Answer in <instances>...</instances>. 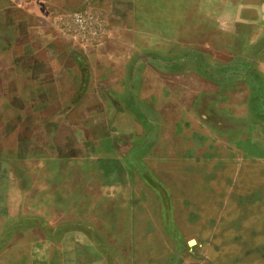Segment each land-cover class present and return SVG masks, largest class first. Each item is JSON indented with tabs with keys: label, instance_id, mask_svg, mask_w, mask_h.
Wrapping results in <instances>:
<instances>
[{
	"label": "rangeland",
	"instance_id": "374dc122",
	"mask_svg": "<svg viewBox=\"0 0 264 264\" xmlns=\"http://www.w3.org/2000/svg\"><path fill=\"white\" fill-rule=\"evenodd\" d=\"M5 2L0 264H264V0Z\"/></svg>",
	"mask_w": 264,
	"mask_h": 264
},
{
	"label": "crops",
	"instance_id": "0c3cea01",
	"mask_svg": "<svg viewBox=\"0 0 264 264\" xmlns=\"http://www.w3.org/2000/svg\"><path fill=\"white\" fill-rule=\"evenodd\" d=\"M44 1L45 0H39V3H38L39 6H46V7L49 6V5H51V7L53 6L54 2H50V4H48V3H45ZM102 2H103V0H100V1L99 0H61L60 7L61 8H67V10H70V9L72 10V9L78 8V7L95 8L99 3H102ZM9 4L10 3L5 2V0H0V52H4V51H6L9 48V44H10L9 43V39L14 37L12 35V33L10 32L9 24H10V22H14V21L19 22L18 16L21 13L20 10H15L14 13L16 14V16L11 18L9 16V13H10L9 12L10 11L9 10V8H10ZM18 6H19V4L17 3L15 5L16 9H17ZM21 22H23V20ZM204 79H206V78H204ZM207 80H209L210 84H215L214 81H212L210 78L207 79ZM249 84L250 83H247V86ZM250 85H249V87H250ZM209 96H211V95H209ZM245 99H246L245 100V104H246V108H247V111H248L247 103H248L249 100H248V98H245ZM210 116L211 117H216V114L210 115Z\"/></svg>",
	"mask_w": 264,
	"mask_h": 264
},
{
	"label": "bare ground",
	"instance_id": "6f19581e",
	"mask_svg": "<svg viewBox=\"0 0 264 264\" xmlns=\"http://www.w3.org/2000/svg\"><path fill=\"white\" fill-rule=\"evenodd\" d=\"M195 243V240H190V244H194Z\"/></svg>",
	"mask_w": 264,
	"mask_h": 264
},
{
	"label": "built area",
	"instance_id": "2783aa9c",
	"mask_svg": "<svg viewBox=\"0 0 264 264\" xmlns=\"http://www.w3.org/2000/svg\"><path fill=\"white\" fill-rule=\"evenodd\" d=\"M76 17H77V21H80V20H81L80 16H77V15H76Z\"/></svg>",
	"mask_w": 264,
	"mask_h": 264
},
{
	"label": "water",
	"instance_id": "95a60500",
	"mask_svg": "<svg viewBox=\"0 0 264 264\" xmlns=\"http://www.w3.org/2000/svg\"><path fill=\"white\" fill-rule=\"evenodd\" d=\"M193 240V239H192ZM190 244V241L188 242ZM191 245V244H190Z\"/></svg>",
	"mask_w": 264,
	"mask_h": 264
}]
</instances>
